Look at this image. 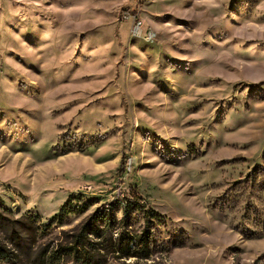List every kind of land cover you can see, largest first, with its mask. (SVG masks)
I'll list each match as a JSON object with an SVG mask.
<instances>
[{
    "label": "rangeland",
    "instance_id": "374dc122",
    "mask_svg": "<svg viewBox=\"0 0 264 264\" xmlns=\"http://www.w3.org/2000/svg\"><path fill=\"white\" fill-rule=\"evenodd\" d=\"M135 194L139 264H264V0H0L1 208Z\"/></svg>",
    "mask_w": 264,
    "mask_h": 264
},
{
    "label": "trees",
    "instance_id": "16d2710c",
    "mask_svg": "<svg viewBox=\"0 0 264 264\" xmlns=\"http://www.w3.org/2000/svg\"><path fill=\"white\" fill-rule=\"evenodd\" d=\"M70 199L50 221L19 218L0 206V262L5 264H135L169 252L159 234L162 216L139 195ZM87 213L69 230V215ZM140 222L142 224H140ZM183 244L182 246H184Z\"/></svg>",
    "mask_w": 264,
    "mask_h": 264
},
{
    "label": "built area",
    "instance_id": "2783aa9c",
    "mask_svg": "<svg viewBox=\"0 0 264 264\" xmlns=\"http://www.w3.org/2000/svg\"><path fill=\"white\" fill-rule=\"evenodd\" d=\"M133 26H132V29H131V34L133 37H141L143 34H144V31H143V27H142V22L141 21H133ZM149 38H153L154 37V33L153 32H149L147 31L146 34Z\"/></svg>",
    "mask_w": 264,
    "mask_h": 264
}]
</instances>
